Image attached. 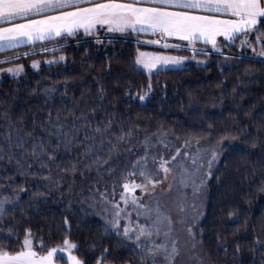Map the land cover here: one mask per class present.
Masks as SVG:
<instances>
[{"label":"trees","instance_id":"1","mask_svg":"<svg viewBox=\"0 0 264 264\" xmlns=\"http://www.w3.org/2000/svg\"><path fill=\"white\" fill-rule=\"evenodd\" d=\"M258 27L264 33V24ZM250 34L251 44L241 47L240 37L222 53L200 54L205 58L202 65L188 62L161 69L151 77L136 67L140 42L129 33L99 40L76 34L0 51L4 56L43 46L44 50L27 51L20 59L50 54L64 57L0 80V156L4 157L0 159V184L10 185L9 192L26 189L20 193L19 205L0 218V244L10 240L15 245V233L22 240L24 229L30 228L34 247L41 252L62 247L68 238L78 245L74 253L87 264H96L105 248L108 264H149L145 253L84 208L70 185L75 180L89 182L94 176L103 188L109 171L126 169L118 165L120 155L126 159L123 149L163 132L181 140L200 137L215 143L223 138L226 143L208 179L206 211L197 225L207 262L264 264V57L252 51L257 35ZM51 88L55 91L49 93ZM145 92L141 101L139 95ZM73 111L75 116L84 113L88 122L75 120ZM49 113L52 123L65 124L66 131L75 122L82 143L75 144L71 152L61 147L47 168L41 170L34 164L31 172L37 175L21 174L15 161L32 162L33 143L41 137L47 141ZM109 120L107 132H95ZM85 133L88 140H84ZM122 134L124 139H118ZM231 141L235 143L228 145ZM21 142L22 147H17ZM89 143L93 151L86 153L84 145ZM136 155L134 151L128 156L129 164ZM73 164L75 172L70 170ZM9 228L13 229L11 236Z\"/></svg>","mask_w":264,"mask_h":264},{"label":"snow or ice","instance_id":"2","mask_svg":"<svg viewBox=\"0 0 264 264\" xmlns=\"http://www.w3.org/2000/svg\"><path fill=\"white\" fill-rule=\"evenodd\" d=\"M0 24H6V26H0V51L6 48H14L25 42L30 43L51 37H60L62 34L74 36L81 29L85 34H91L99 27L106 28L108 32L124 33L131 31L132 33H151L154 36L158 34L159 38L148 40L146 43L162 45L164 49H190L193 53L192 59H195L198 54H207L204 47L197 48L195 46L197 42L210 45L213 50L220 52L218 37H223L229 44L235 43L238 38L243 37L240 40L241 47H243L252 43L249 39V33L255 32L257 33V42L262 47L258 53L255 48L252 51L264 57V39H261L264 33H261L258 27L259 24H264V0H0ZM169 38H176L187 43L169 44L167 42ZM17 58H5L0 63H7L9 60ZM59 59L63 60L64 57L60 56ZM188 59L189 57L186 56H171L163 52H146L137 49L135 65L151 77L155 72L160 71L163 65H180ZM198 63H203V61H198ZM33 67H37L35 61H33ZM22 70V65H16L14 68L0 69V72H8L17 76ZM148 88L151 89L150 82ZM47 91L50 93L55 89L51 88ZM101 91L103 90L101 89ZM146 96L147 92L139 95V99L143 101ZM72 115L75 120L82 119L85 123L88 122V117L84 113L75 116L73 111ZM56 119L59 121V115ZM111 123L112 121L109 120L108 124L103 127L98 126L95 132L102 135L109 130ZM48 124L51 127L45 129L48 134L47 141L45 142L44 138L41 137L39 142L33 143L30 150L29 154L33 157L32 162L24 158L16 159V169L21 174L29 172L33 176L37 175V172H31L34 164H39L41 170L47 168L50 162L57 159L58 150L61 147L66 152H71L75 144L82 143L78 135L80 128L76 127L75 122H73L71 129L66 131L65 124L52 123L51 113H49ZM128 135H131V132ZM53 137H55V142H53ZM89 138V134L85 133L84 140ZM91 138L95 139V136ZM118 139L123 140L124 135L122 134ZM222 140L223 138L214 145L202 148L200 137H195L196 152L190 153L185 150L182 153V149H188L192 146V140L186 139L167 159L164 155L153 156V162L158 164L155 172L146 167V157L138 158L133 163V169H139V175L145 182L136 183L135 180H129L128 177L135 175V171H129L125 174L122 185L124 191L120 193L119 201L108 200L102 194L106 205H110V207L104 208V219L106 223L111 225V232L119 236L121 234V220L128 219V224H125L123 228V238L125 240L133 239L132 233L135 231L137 233L135 236L136 247L141 252L144 251V246L139 243L141 237L151 238L153 232L160 235L162 229L163 235L168 237L171 232V217L161 213L159 207L152 209L147 205L140 204V197L134 194L135 190L140 189L141 192H147L149 190L148 185H151L154 191L155 187L162 183V180H155L152 176L162 172L164 179H167L175 166L180 169L179 183L184 187L192 186L195 194L204 184V180H201L200 184L196 183L197 173L207 157V174L211 175V168L220 155ZM158 142L163 143V140ZM22 143L16 146L22 147ZM144 143L147 145L150 143V139L146 137ZM93 147L90 143L85 144L84 150L86 153H91ZM181 154L190 158L191 165L196 167L190 169L183 161H178ZM3 158L0 156V159ZM8 159L11 161L13 157L9 155ZM68 170L65 169V171ZM70 170L76 171L75 164L71 166ZM10 183H14V181H10ZM9 186L0 184V218L6 216L10 210H14L19 205L20 193L26 191L24 187H20L18 190L13 189L9 192ZM113 188V195H115V185ZM121 201L125 206L131 202L138 209H142V211L137 212V217L143 215L146 219L151 220L155 214L156 219L151 224H137L135 228L129 227L131 219L125 217L127 207L122 208ZM191 209L197 213L194 219L198 218L199 213L195 202L191 205ZM180 211H185L184 205H180ZM65 223H68L67 218ZM187 230L189 235L193 234L191 224L188 225ZM108 231L109 229L106 228V232ZM8 232L11 236L13 229L9 228ZM15 237L17 241L15 245L10 240L7 244H0V264H55V253L58 250L67 254V264H87L86 260L73 254V250L77 249L78 245L68 238L64 239L62 247L57 246L48 249L46 252H41L34 247V237L30 228L24 229L22 240H20L19 232L15 233ZM174 245L175 241H173V247L169 253L167 240L159 244L152 243L147 247V252L154 258L162 250L165 253V260L170 261V257L177 253ZM40 246L43 247L42 242ZM238 251L239 245L237 246ZM107 252L108 249L105 248L100 253L99 257L96 258V264H108L104 259ZM153 264H155V260H153Z\"/></svg>","mask_w":264,"mask_h":264},{"label":"rangeland","instance_id":"3","mask_svg":"<svg viewBox=\"0 0 264 264\" xmlns=\"http://www.w3.org/2000/svg\"><path fill=\"white\" fill-rule=\"evenodd\" d=\"M261 32V29H259ZM127 32L119 33L124 36ZM255 35L257 33L253 32ZM262 33V32H261ZM104 34H96L93 36H86L87 38H95V39H101L102 37H108V35H112L110 33ZM133 36V35H132ZM131 38L134 40H137L140 42L139 45L136 48L140 51H146V52H163L167 55L171 56H186L189 57L188 60H185L180 65H163L161 66V69L166 68H177L186 65L188 62H194L196 64H204L205 58H203L202 55H197L195 59H192L193 53L190 49H164L162 45L157 44H148L146 41L148 40H154L159 38V36H152V37H138L135 38L134 36ZM251 34L249 33V38ZM113 37H118V35H114ZM264 37V36H263ZM243 39V37H241ZM262 38V36H261ZM254 39V38H253ZM168 42V41H167ZM176 42V41H175ZM219 47L221 49L220 52H217L211 48V46L206 45L202 46L205 48L206 52H212V53H222L224 51V47H226L229 43L224 40L223 37H218ZM169 43V42H168ZM256 43V52L258 53L261 50V44L257 42V36L255 39ZM170 44V43H169ZM178 44H186V43H178ZM203 44V43H201ZM253 47V46H252ZM32 52V51H29ZM27 52H21V53H10L4 56H0V61H3L5 58L9 57H18L17 59H12V61H9L7 63H0V69H7V68H14L16 65H22L23 70L20 72L19 75H22L28 70H35L42 64H50L56 60L59 59L61 54H58L57 56L50 54L49 56H33L25 59H20L21 57L27 55ZM256 56H259L255 53ZM261 57V56H259ZM42 60V61H41ZM33 61L36 62L37 67H33ZM198 61H203V63H198ZM137 68L141 69L139 66H136ZM142 70V69H141ZM13 76L12 74L8 72H0V80L4 77H17ZM148 137L150 139V143L147 145L144 143L145 138ZM144 137V139H140L138 144L132 143L127 148L123 149V152H125L126 159L120 155V158L118 160V165L125 167V170H119L118 172L109 171V173L104 178L103 182V188L102 183L100 181H96L95 177L93 176L89 182L82 180L77 182L75 178H73L75 181L70 185L73 190H77V198L79 201L82 202L84 208L91 211L95 216L100 217L101 220H103L106 223V220L104 219L105 212L104 208L110 207V205H106L103 196H106L108 200H120V193L124 191L122 185L124 183V177L125 174L129 171H135V175L128 177L129 180H135L136 183H144V179L139 175V169H133V163L138 160L140 157H146V167L153 172L158 168V164L153 162V156L159 157L160 155H164V157L167 159L171 155L175 153V149L177 147H180L184 140L176 139L172 137L170 134H163V132L151 134ZM159 140H163V143H159ZM196 141L192 140V146L188 149H182L183 151L187 150L190 153L196 152L195 147ZM216 143V142H215ZM215 143H211L208 140H200V145L202 148H207L210 145H214ZM235 142H227V144L232 145ZM226 145V143H222V148L220 149V155L218 159L214 162L212 168H211V174L214 171L215 167L217 166L219 159L223 153V147ZM132 146V147H130ZM136 152V157L130 161L127 160L128 156ZM178 161H183L186 166H188L190 169L196 166L191 165L190 158L184 157L182 154L178 157ZM110 163L113 165H116L115 161L110 160ZM126 163V165H125ZM199 164V162H198ZM128 168V170H127ZM208 172V165H207V157L204 159L202 167H200L197 176H196V183L200 184L201 180H204V184L201 185L200 190L193 193L192 186L184 187L182 184L179 183L180 178V169L178 167L174 166L173 172H171L167 179H164V174L162 172H159L158 174H155L152 176L155 180H162V183L158 184L154 191L152 189L151 185H148V191L147 192H141L140 189L135 190V195L137 197H140L139 203L147 205L149 208L155 209L159 207L161 213L170 216L172 220L171 224V232L169 233L168 237H165L163 235V229L161 231L160 235H156L155 232H153V235L151 238L148 237H141V240L139 243L144 246V251L146 261L149 264H153V260H155V264H209L206 260V257L203 252L202 244L200 237L197 234V225L200 223V221L203 219V216L205 215L206 211V201H207V182L211 175L207 174ZM79 183V184H78ZM104 183L107 184V187H104ZM115 185V195H113ZM171 185V187H169ZM75 187V188H74ZM67 192V191H66ZM103 194V196H102ZM76 200V196H75ZM195 202L198 209V218L194 219L195 216H197V213H194L191 209V205ZM180 205L185 206V211H180ZM121 207H127V212L125 213V217H130L131 224L129 227L135 228L137 224H151L155 219L156 216L153 214L152 219H146L143 215L140 217H137V212L142 211V209H138L136 206L132 205L131 202L127 206L124 205V203L121 201ZM110 219V217H109ZM183 221V223H181ZM110 228L111 225L106 223ZM125 224H128V219H122L120 224V235L123 237V228ZM191 224L193 226V234L189 235L188 233V225ZM136 232L134 231L132 233L133 239L126 240L130 245L136 247V241L135 236ZM165 240H167V246H168V252L171 253V249L173 247V241H175V247L177 249V253L170 257L169 260H165V253L161 250L159 251L155 257L149 255L147 252V247L150 246L152 243H162ZM193 245H195L193 247ZM57 247V246H55ZM54 248V247H51ZM50 249V248H49ZM138 249V248H137ZM48 250V249H47ZM45 250L44 252H46ZM73 254L74 253L73 250ZM55 264H67V254L63 251L58 250L55 253Z\"/></svg>","mask_w":264,"mask_h":264},{"label":"crops","instance_id":"4","mask_svg":"<svg viewBox=\"0 0 264 264\" xmlns=\"http://www.w3.org/2000/svg\"><path fill=\"white\" fill-rule=\"evenodd\" d=\"M49 14H51V13H49ZM0 26H6V24H0ZM104 34V35H107V34H105V33H110V34H113V36L114 35H122V34H119L120 32H108L107 31V29L106 28H99L98 27V29L97 30H95V31H93L91 34H85L84 32H83V30L81 29V30H78V32L76 33V34H82V35H86V36H93V35H96V34ZM127 33H129V34H131V35H140V36H142V37H152V36H154V35H152L151 33H132L131 31H128ZM112 35H108V37H113ZM156 36H158V34L156 35ZM63 37H68L66 34H62V36H60V37H51V38H48V39H45V40H37V41H34V42H25V43H23V44H20V45H17L16 47H18V46H24V45H31V44H33V43H43V42H46V41H48V40H56V39H61V38H63ZM217 40H218V38H217ZM176 41V42H175ZM168 42L170 43V44H178L179 42L180 43H183L184 41H180V40H178V39H176V38H169L168 39ZM184 43H187V42H184ZM202 42H197L196 43V47L197 48H200V47H202V46H206V45H204V44H201ZM61 44V42H58V43H54L53 45H60ZM210 46V45H209ZM15 48V47H14ZM46 47H43V46H38V47H34V48H31V49H29V50H27L28 52L29 51H40V50H44ZM6 49H11V48H6ZM6 49H4V50H6ZM26 51V52H27Z\"/></svg>","mask_w":264,"mask_h":264}]
</instances>
